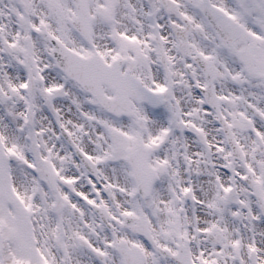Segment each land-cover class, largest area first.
<instances>
[{
	"label": "snow or ice",
	"instance_id": "6c2138e0",
	"mask_svg": "<svg viewBox=\"0 0 264 264\" xmlns=\"http://www.w3.org/2000/svg\"><path fill=\"white\" fill-rule=\"evenodd\" d=\"M0 264H264V0H0Z\"/></svg>",
	"mask_w": 264,
	"mask_h": 264
}]
</instances>
